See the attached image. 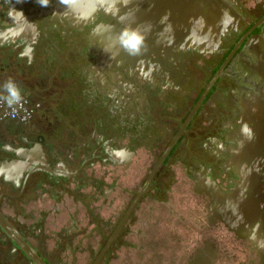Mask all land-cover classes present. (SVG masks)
Instances as JSON below:
<instances>
[{
    "label": "flooded vegetation",
    "instance_id": "obj_1",
    "mask_svg": "<svg viewBox=\"0 0 264 264\" xmlns=\"http://www.w3.org/2000/svg\"><path fill=\"white\" fill-rule=\"evenodd\" d=\"M226 1L246 19L243 18L245 20L243 25L239 24L227 30L222 36L221 45L233 41L230 49L227 46L225 48L219 46L212 52H202L196 47L164 49L160 47L161 43L152 45L150 41L151 46H149V42L143 39L139 50L133 55H127L122 51L121 44L124 33L129 31L115 22L114 18L101 8L92 12L83 10L82 15L81 12H74V0H49L47 7L40 6L37 0H0V11L2 8L17 7L29 16L30 22L27 26V36H24L23 40L17 39L10 43L6 51L14 60L12 61L14 67L10 68L9 63L2 62L5 64V66L1 64L2 69L7 66L15 73L19 68L28 70L26 79H32L37 71L42 70V79L39 80H42L44 85L47 83L48 88L56 94L60 93L57 96L65 98L66 94L73 92L76 103L83 104L82 106L77 105L80 109L77 117L80 123L77 135L71 129L68 130L69 136L80 138L78 144L76 145L74 140H69L66 146L63 145L60 157L56 155L55 150L49 158H46L45 151L41 152L42 162L54 169L49 171L42 168V180H48L51 187H54L51 191L53 193L48 196L49 199H53L61 207L70 201L81 204L83 200H87L84 198L89 192L86 191L87 184L90 185L91 191L96 192L98 184L107 183L105 177L114 176L117 166L122 168L121 172L132 171L130 164L135 162L140 154L142 160L152 157L153 165L148 174L139 182V188H134L131 184L127 185L130 188L122 186L116 199L110 197L103 201L104 205L109 207L106 212L95 210L97 211L94 212L97 219L96 234L104 238L103 245L112 233L114 235L112 239L117 234L127 236L130 231L137 230L138 222L144 225L142 221L140 222L141 219H146L148 223L152 215L147 213L149 208L144 207L145 202L143 201L148 202L154 199L152 202L157 204L160 194L159 191L157 194L148 193L149 181L158 179L160 190L164 192L171 190L178 175L174 170H168L165 165L167 161L171 163L172 160L179 159L186 161L188 174L198 177L201 182L198 197L206 206L205 209L207 208L204 214L206 221L209 224L220 226L224 224L232 229L248 244L252 260L255 259V245L251 244L250 240L253 242L256 239L254 232L257 230L264 233V220L256 229L250 223L246 226L243 223L245 220L239 207L251 206L252 201L248 197H243L236 188L239 174L234 168L235 163L232 159L233 149L238 145L237 138H243L239 134L236 136L242 115L250 117L255 115L252 113V108V110L250 108L246 110L240 102L241 92L238 89L243 86L236 85V77H233V73L227 68L231 66L234 58L236 59L241 51L246 49L250 39H257V34L263 35L264 0H249L251 5H247L246 1L242 2L243 0ZM102 23L120 26L122 29L119 33L118 45L115 42L107 50L102 49L104 45L103 37H101L104 31L101 29L100 24ZM239 41H241L239 48L232 51ZM103 52L106 53L105 56ZM18 55L22 56L19 58L26 60L24 64L15 58ZM195 66L198 70L194 68ZM220 80L221 82L218 83ZM178 81L181 84H177ZM226 81L234 82L235 86L232 88L227 86L224 89L223 85ZM28 89H31L30 84ZM20 99L28 110L25 119L27 121L32 109L26 106L29 103L28 98L23 96ZM235 99H239V102H235ZM212 101H214L212 106H204V103L209 105ZM223 101L226 103H221ZM95 109H100L104 117L96 116ZM227 110L233 111L236 121V126L233 128L232 125L227 127L228 123L222 119ZM5 116H8L7 113ZM13 118L15 117H5L8 126L5 127L4 134L0 133L3 137L11 138L9 143H5L8 145L7 150L4 145H0L4 153L11 155L16 154L14 148L28 144L34 145L35 142H40L41 138L39 129L33 134L34 137L39 136L40 138H33L25 123L16 124ZM112 123L121 128L116 129ZM113 129L116 130L113 132ZM127 132H132L133 136H128ZM81 137H87V140L83 141ZM222 137L223 141H218ZM91 138H96L98 143L96 144ZM203 138L205 139L202 140ZM124 139L129 140L134 146L142 145L143 152L136 153L129 146L119 145ZM224 142L225 145H222ZM10 143H14L16 147ZM71 143L76 145L72 153H70L71 145H69ZM101 143L100 151L97 145ZM210 143H213L214 148ZM215 146L217 148L219 146L220 149H216ZM43 147L47 146L44 144ZM68 149L69 151H66ZM133 156H135L134 160ZM1 159H6V157L2 156ZM53 159L55 162L52 166L50 162ZM95 159L102 161L100 164L103 165L104 178L92 175L95 169L93 165ZM86 161L90 165L91 173L86 172L87 167L84 166ZM33 165L35 164L28 163L20 181L18 183L14 180L9 181V188L5 191L11 199L9 203H12L9 210L18 214L21 213L18 212L19 209L23 211L27 208L26 203L31 193L33 194L32 200L42 201V192L36 190L38 184L34 181L36 168H30ZM66 165L70 166L69 170ZM195 166L199 171H208L207 176L211 175V177H206L202 173L197 174L199 171L194 172ZM162 171L163 174H161ZM218 175L220 189L217 188L213 178ZM89 180H95V183ZM33 186L34 191L31 190ZM130 190L133 192L132 195L124 193ZM104 192L105 197L110 196L108 195L110 191ZM17 202L25 204V207L14 206ZM100 207L102 205L98 210ZM57 208L59 209V207L55 209ZM0 210H3L1 204ZM162 211L165 209L160 207L159 212ZM245 212L249 213L250 207L246 208ZM30 213L33 215L31 211ZM233 213L235 214L232 217ZM243 215L246 214L243 213ZM153 216L155 217L154 226L161 232V236L154 238L157 257L165 255L169 258L170 264H181L183 261L181 259H186L187 264H211L213 262L212 256L216 255V248L214 249L215 245L206 238L202 241L196 239L198 246L192 249L191 246L177 248L183 234L188 233L190 228L186 218L185 220L183 216H169L167 213ZM38 217L42 218V208ZM168 217L176 223H166ZM30 218L28 219L30 224L24 222L25 227L17 231L23 238H25L23 231L29 234L35 242H38L36 246L42 248V243L50 240L44 238L42 229L32 223L35 222V218L33 216ZM12 242L15 241L12 239ZM22 247L20 246L21 249ZM257 247L260 248L264 259V234L257 239ZM181 253L188 255V258ZM261 263L264 264V260Z\"/></svg>",
    "mask_w": 264,
    "mask_h": 264
},
{
    "label": "crops",
    "instance_id": "obj_2",
    "mask_svg": "<svg viewBox=\"0 0 264 264\" xmlns=\"http://www.w3.org/2000/svg\"><path fill=\"white\" fill-rule=\"evenodd\" d=\"M28 22L29 16L17 7L2 8L0 11V52L3 50L2 56L0 57V133L4 134L5 127L8 126L5 117L9 116L8 98L10 94L6 89L9 81L16 86L20 97L25 96L28 98L29 103L26 106L32 109L31 116L27 121L21 119L19 117L20 115H18L13 118L15 119L14 122L19 125L25 123L29 134L33 138H40L39 136L34 137L33 133L37 129L41 133L40 142H35L36 144L34 143V145L28 144L23 147L14 148L16 154L4 153V150L0 148V158L5 156L7 160L5 163L0 164V204L3 209L0 212L9 221V225H12L18 231L25 227L23 225L24 222L25 224H30V220L28 219H31V216L35 218V222L32 223L40 227L43 232L42 236L50 241L46 240L45 243H42L41 248L36 246L38 242L36 241V244L35 240L29 234L24 233V231L22 233L30 245L35 246L38 257H42V264H155L154 256L157 251L155 249L156 246L148 243V241H144L143 237L139 235V232L133 230L127 236L117 234L114 239L110 240L112 241L111 245L109 248L106 247L107 250L105 249L100 260L94 263L104 242V238L102 239L101 236L98 237L96 232L93 231L97 221L94 212L99 209L101 204L95 205V203L92 204L89 200H83L81 204L70 201V203L62 205L61 207L53 199H49L48 196H51L53 193L51 191L54 187H51L48 180H42V167H37L38 163L42 162L41 152L42 150L45 151L46 158H49L55 150L56 155L60 157L63 152L61 151L63 145L66 146L69 140H74L77 145L80 138H72L73 136H69L68 130L71 129L77 135L76 132L80 123L77 118L78 107L77 110L74 109L72 98L57 96L60 93L56 94L51 88H48L49 85L47 83L44 85L42 80H39L42 79V70L37 71L32 79H26L28 78L25 77L28 74V70L19 68L15 73L13 69L10 70L7 66L2 69V66H5L7 63L11 65L10 68L14 67L12 64L14 60L11 58L9 52L7 53L6 51L10 47V43L17 39L23 40L24 36H27V26L30 25V22ZM19 57L22 56H15L16 59L24 64L26 60ZM29 84L31 85L30 90L28 89ZM30 97L32 98L30 99ZM35 102L36 104H33ZM54 107H57V110L62 116L68 115L69 113L72 114L75 111L76 119H73L71 115L68 116L69 119L68 117L56 116L54 114ZM6 113L8 116H5ZM2 134H0V145H4L5 150H7L8 145L5 143H9L8 141L11 138L3 137ZM57 136L58 138H56ZM81 139L83 141L87 140L82 137ZM43 143L47 146L46 148L43 147ZM10 144L16 147L14 143ZM69 145H71L70 153H72L76 145H73V143ZM66 151H69V149ZM27 162L29 164H35L33 165L36 168L34 181L38 184V189L36 190L42 192V201L32 200L33 194L31 193L29 195V201L26 203L27 208L23 211L19 209L18 212L21 213L18 214L11 209L9 210V206L12 203H9L11 199L8 196L9 194H5V191L7 190L6 188H9V181L14 180L17 181L16 183L20 181L23 170L28 165ZM54 162L55 160L53 159L50 165L53 166ZM60 166L63 165L60 164ZM66 167L69 170L70 166L66 165ZM33 188L35 187H31L32 191L35 190ZM14 206L21 208L22 206L25 207V204L23 205L17 202ZM56 207H59V209H55ZM41 208L42 218H39L38 215ZM148 223L153 224L151 218L148 219ZM79 230L81 233H79ZM144 233L147 234V230ZM132 234H135L142 241H137L132 237ZM123 239L125 240L124 242ZM144 249H148V251ZM181 255H184V253H181ZM181 260H183L181 264H187L186 259ZM0 264H35L20 246L12 242L6 226L1 223Z\"/></svg>",
    "mask_w": 264,
    "mask_h": 264
},
{
    "label": "rangeland",
    "instance_id": "obj_3",
    "mask_svg": "<svg viewBox=\"0 0 264 264\" xmlns=\"http://www.w3.org/2000/svg\"><path fill=\"white\" fill-rule=\"evenodd\" d=\"M242 2H245L247 5H251V2L249 0H243ZM87 9L85 10L90 11ZM194 15L201 17V19H205L206 17L205 13L199 9L194 11L192 16ZM240 16L245 19V17L241 13H240ZM237 24H238V20H237ZM224 33L219 37V42L217 43V45L212 51L217 49L219 46H222L223 48H225L226 46L229 49L231 48L230 46L233 43V41H230L231 43L228 42V43L221 45V40H222V36L224 35ZM101 37H103V34ZM239 45H241V41H239L234 46L232 51H234V49H238ZM230 65L231 66H228L227 69L229 72L233 73L232 74L233 77H236V80H235L236 85L239 87H242L243 79L247 81L249 84L248 87H243V88L238 87L239 88L238 91L241 92L240 94L241 102L244 99L248 98L249 104L251 103L254 106V108H257L256 107L257 105L255 104H258V103L260 104L262 101H264V91H263L264 90V33L255 44L249 46L243 52L241 51L238 57L236 59L234 58L233 62ZM194 68L198 70L197 66H195ZM216 75L217 74H215V76ZM220 82L221 80L218 83ZM177 84H181V82L178 81ZM227 86L228 88H232L235 85H234V82L228 83L226 81L225 84L223 85V88L226 89ZM237 95H236V98H237ZM214 97L216 96L214 95ZM74 99L76 98L74 97L72 99V102H73L72 105L74 109L77 110L78 103H76L77 101ZM235 102L238 103L239 99H235ZM221 103H226V101H223ZM213 104H214V101L210 102L209 105L204 103V106L209 107V106H212ZM54 109H55L54 114L58 117L67 118L69 115H71L73 119H76L75 111H73L72 114L69 113L68 115L62 116L61 113L57 110V107H54ZM253 112H254V115L257 116V118H260V113H257L255 109H253ZM224 114L225 115L222 117V119L225 120V123H228L226 126L228 127V125H232V128L235 127L236 121L234 120L233 111L227 110L224 112ZM261 116L263 117L264 114ZM90 118H91V115L89 116V119ZM250 122H253V121H250ZM127 133H128V136L130 137L133 136L132 132H127ZM236 136H237V133H236ZM82 138H87V137H82ZM91 139H93L96 144L98 143V140L96 138H91ZM204 139L205 138H203L202 140ZM218 141L220 142L223 141V137L220 138V140ZM210 144H211V147L214 148L213 143H210ZM101 145L102 143L97 145V149L100 151L102 149L100 148ZM119 145H122L123 147L129 146L130 148L134 149L136 153L143 152L142 145L134 146L127 139H124L122 143H119ZM222 145H225V142L222 143ZM215 148L220 149L219 146L218 148L215 146ZM134 158L135 156L132 157L133 160ZM240 158L242 160L241 162L242 166H244L248 163L249 159L259 160V159L264 158V153L258 149H253V150L248 151L247 153H241ZM93 162H94L93 165H95V169H94V173L92 172V175L94 177L104 178L103 165L100 164L102 163V161H100L99 159H95ZM152 165H153L152 157L149 159L146 158L142 160L141 154H140V156L135 159V162L133 161V163L130 164V166L133 168L132 171L121 172L120 169L122 170V168L117 166L114 176L105 177V179L107 180V183L102 182L98 184L96 192H93V190L91 191L90 185L87 184L88 189L86 191H89V192L87 193V196H85L84 198L87 200L90 199V202L92 204L93 203L98 204V205L101 204L102 207H100V210H97V211L103 212L104 210L106 212V210L109 207L105 206L106 204L104 205L103 201L106 199H110V197H115L114 199H116L117 194L122 186L128 187L127 185L131 184L134 188H139L140 187L139 182L143 180L144 176L148 174ZM84 166L87 167L86 172L91 173L90 168H89L90 165L88 164L87 161ZM165 166L167 167L168 170L170 169L174 170L176 174L178 175L176 178V182L173 183L172 189L167 192H164L159 189L160 181L158 179H155V180L150 179L149 181L150 190H148L149 191L148 193L151 192L152 194H157L158 193L157 191H159L160 194L158 195V199H157L158 203L156 204L155 202H152L154 199L151 201L149 200L148 202L147 201H143V202H145L144 207L146 206L147 208H149V211L147 210V213L152 215L150 217L152 221L155 220V217L153 215L155 214L158 215L161 213H164V214L167 213V215L169 216H173V215L183 216L184 219L185 218L187 219L185 220L190 224L189 231L188 233L183 234L182 240L179 242V245L177 244V248L191 246V249H192L195 246H198V243H196L197 240L202 241L203 238H206L208 240H211L212 244L215 245L214 249L216 248V251H215L216 255L212 256L213 262L211 264H262L261 261L264 259H263V254L260 252V248L257 247V239L263 236L264 234L263 231L257 230L256 232H254V235L256 237L254 241L256 243H253L254 241L252 242L250 240V243L255 245V248H254L255 259L252 260L253 257L251 255L250 250L248 249L249 247L248 244L245 243V241L242 238H240L232 229L227 228L224 224H223L224 226L223 225L220 226V225L213 224V223L209 224V222L206 221L207 219L205 218L204 214L206 213L207 208L205 209L206 206H204L203 201L200 200L198 197V190L200 188L201 182L198 177L194 175H193L194 177H192L188 174L186 161L174 159L172 160L171 163L167 161V164ZM111 168H115V167H111ZM159 168H160V165H159ZM193 170L194 172L199 171V169H197L196 166H195V169ZM243 170H245V167H243ZM201 173L204 174L206 177H209V178L211 177V175L207 176V174L209 173L208 171L205 172L204 170H200L199 172H197V174H201ZM161 174H163V171L161 172ZM244 174H245V171H244ZM213 178L216 182L217 188L220 189L221 185H220L219 175L214 176ZM244 180H246L247 182L248 177L246 176ZM89 182L95 183V180H89ZM104 191H106V193L110 191L108 192V195L110 196L105 197L103 194L105 193ZM124 193H129L130 195L133 194L131 190L130 192H124ZM258 200L261 201V199L256 198L257 202ZM112 205H115V204L112 203ZM160 207H163L165 211L159 212ZM141 221L144 223V225H141L138 222V227L136 231L139 232V235L143 237L144 241H148V243L155 245L154 238L155 236H158V235L161 236V232H159L158 228L154 226V223L153 224L147 223L146 219H141L140 222ZM203 221H206V222H203ZM169 222L176 223L175 220L168 217L166 220V223H169ZM258 226L259 225H255L254 229H256ZM205 228H207V230ZM145 230H147L148 232L147 234L144 233ZM93 231L96 232L97 229L95 228ZM132 237H134L137 241L139 240L142 241V239H139V237L135 236V234H132ZM144 250L148 251V249H144ZM184 257L188 258V255H184ZM167 258L165 255L164 257L163 255H159V257L155 255L154 256L155 264H170L171 262L169 258L168 259Z\"/></svg>",
    "mask_w": 264,
    "mask_h": 264
},
{
    "label": "water",
    "instance_id": "obj_4",
    "mask_svg": "<svg viewBox=\"0 0 264 264\" xmlns=\"http://www.w3.org/2000/svg\"><path fill=\"white\" fill-rule=\"evenodd\" d=\"M71 1V0H70ZM77 12L84 13L83 10L102 9L105 13L112 16L119 25H123L125 29L132 33H138L152 45L159 43L164 49H180L196 47L202 52H212L219 37L227 30L243 25L245 20L240 16V13L226 0H74ZM74 8V10H75ZM202 10L205 13V19L197 15H193L195 10ZM235 16V17H234ZM238 20V24H237ZM103 33L104 45L112 46L115 42L118 45L119 33L122 32L120 26L109 23L100 24ZM110 30V31H109ZM117 31V32H115ZM105 32V33H104ZM257 39H250L247 47L255 44L262 36L257 34ZM128 37H124L127 39ZM151 44L149 46H151ZM122 45V51L127 55L134 54L126 50ZM148 46V47H149ZM2 52H0V57ZM243 87H248L249 84L244 79L242 80ZM241 102V99H240ZM245 109L249 108L248 98L241 102ZM251 107L255 109L260 116L264 114V101L259 105ZM252 108V109H251ZM254 115V112L252 110ZM253 121V122H250ZM247 127L250 131H243ZM237 134L243 138H237V147L233 149L234 168L239 174L236 181V188L243 197H248L252 201V205H242L239 207L243 216L245 226L250 223L252 227L261 225L264 220V158L249 159L248 163L242 166L240 158L241 153H247L250 150L258 149L264 153V116L257 118L249 115H242L241 125L238 126ZM263 137V138H262ZM6 159H1V163H5ZM0 163V164H1ZM37 167L45 168L49 171L54 169L44 162H40ZM245 167V170H243ZM30 168H35L34 166ZM245 171V174H244ZM248 177L245 183L244 178ZM259 182V183H258ZM259 184V186H258ZM261 201H256V198ZM250 207V212L246 213V208ZM262 209L263 211H260ZM249 216H246V215ZM235 213L231 216L233 217ZM233 222V221H232ZM0 223L5 225L11 238L18 246L23 245V250L26 255L35 262L42 264V257H38V253L34 246L20 236V233L6 220L0 212ZM10 229H9V228ZM251 227V225H250ZM113 234V233H112ZM106 240L101 247L98 256L94 263L100 260L106 247L112 239V235ZM20 237V238H19ZM45 263V262H44Z\"/></svg>",
    "mask_w": 264,
    "mask_h": 264
},
{
    "label": "clouds",
    "instance_id": "obj_5",
    "mask_svg": "<svg viewBox=\"0 0 264 264\" xmlns=\"http://www.w3.org/2000/svg\"><path fill=\"white\" fill-rule=\"evenodd\" d=\"M37 3L42 7L49 6V0H37ZM124 37H128L127 39H122V44L126 50H128L130 53H135L139 50L140 45L143 43V37L139 35L138 33H129L125 32ZM6 89L8 91L9 98L8 103L11 105L14 101H18L20 99V93L16 86L12 84L10 81L6 85ZM243 131H250L245 126Z\"/></svg>",
    "mask_w": 264,
    "mask_h": 264
},
{
    "label": "built area",
    "instance_id": "obj_6",
    "mask_svg": "<svg viewBox=\"0 0 264 264\" xmlns=\"http://www.w3.org/2000/svg\"><path fill=\"white\" fill-rule=\"evenodd\" d=\"M22 99H19L18 101H14L11 105H9L8 114L10 117H16L20 115L19 117L21 119H26L28 115V110L23 105ZM3 106V104H2Z\"/></svg>",
    "mask_w": 264,
    "mask_h": 264
},
{
    "label": "trees",
    "instance_id": "obj_7",
    "mask_svg": "<svg viewBox=\"0 0 264 264\" xmlns=\"http://www.w3.org/2000/svg\"><path fill=\"white\" fill-rule=\"evenodd\" d=\"M75 96V94L73 93V92H69L68 94H66V97L65 98H68V97H71V98H73ZM65 100V99H64ZM73 103V102H72ZM77 105H79V106H82L83 104L82 103H79V104H77ZM91 108V107H90ZM80 112V109H78V113ZM95 115L96 116H100V117H104L103 116V112L100 110V109H95ZM112 125H113V123H112ZM113 126H115V125H113ZM102 128H103V125L101 126ZM116 127V126H115ZM118 128H121L120 126H117L116 127V129H118ZM116 129H113V132L116 130Z\"/></svg>",
    "mask_w": 264,
    "mask_h": 264
},
{
    "label": "bare ground",
    "instance_id": "obj_8",
    "mask_svg": "<svg viewBox=\"0 0 264 264\" xmlns=\"http://www.w3.org/2000/svg\"><path fill=\"white\" fill-rule=\"evenodd\" d=\"M75 6H76V4H75ZM74 6V7H75ZM77 9L78 8H75V10H74V12L75 11H77ZM89 12V11H88ZM90 12H92V10H90ZM108 48H110L108 45H102V49H104V50H107ZM105 52H103V56H105ZM259 71V70H258ZM256 82V81H255ZM263 86V85H262ZM252 91V90H251ZM264 91V90H263ZM253 92V91H252ZM263 97V96H262ZM258 98V97H257ZM252 100V99H251ZM258 100V99H257ZM253 101V100H252ZM256 102V101H255ZM258 102V101H257ZM263 102V101H262ZM251 104V103H250ZM259 104V103H258ZM258 104H255V105H258ZM250 108V107H249ZM258 109V108H257ZM258 113V112H257ZM257 117V116H256ZM261 117V116H260ZM245 182H246V180H244ZM259 183V182H258ZM238 206H240V205H238Z\"/></svg>",
    "mask_w": 264,
    "mask_h": 264
}]
</instances>
